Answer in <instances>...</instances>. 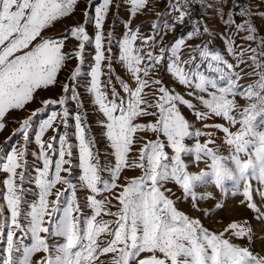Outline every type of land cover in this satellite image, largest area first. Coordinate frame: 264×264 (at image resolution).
Here are the masks:
<instances>
[{"label":"snow or ice","instance_id":"snow-or-ice-1","mask_svg":"<svg viewBox=\"0 0 264 264\" xmlns=\"http://www.w3.org/2000/svg\"><path fill=\"white\" fill-rule=\"evenodd\" d=\"M111 2L112 0H101L94 9L95 35L92 57L94 63L87 73L90 80L86 86L91 103L103 117L97 120V124L103 128V135L115 159L114 166L101 168L95 151V142L88 132L84 113L76 111L70 114L66 106L70 99L77 109L83 108L77 88L78 77L81 76V69L85 63V43L90 40L86 33V24L91 13L86 10L85 23L70 28L67 36L59 39L43 38L42 30L48 28L54 21L70 15L77 5V0H0V129L5 127L3 121L9 110L22 109L34 98L37 89L54 85L58 72L67 60L75 58L78 61L69 77L72 86L70 87L68 83L64 84L62 89L64 94L58 100L44 101L43 108L34 111L32 117L25 119L18 132L13 134L22 135L27 145L32 118L47 111L50 105L59 106V110L53 107L46 118L39 122L35 131L34 142L39 148V154L34 152L32 155L37 161L42 162V168L36 169V176L33 178L26 175L28 165L25 162L26 149L23 147L19 150L13 148L6 157V163L2 165V171L8 174L3 181L6 188L3 200L10 215L0 219V242H5L4 234L7 230L6 246H0V264H31L33 254L40 251L48 253L40 264L45 262L46 264H94L98 256L110 252L118 254L113 264H169V262L170 264H264V258L253 255L246 247L234 246L224 238V233L214 234L203 228L198 220L190 219L178 211L173 206V201L165 196L162 189L164 182L168 180L175 181L186 196L191 195L195 199L196 194L192 191L195 183L202 182L205 177L210 176L215 185L222 187L226 179L233 178L234 173L218 164L221 158L215 156L209 147V144L213 143L211 139L204 144L197 143L194 149L197 160L201 158V154L211 160V170L201 172L199 175H190L185 170L186 165L181 159V154L193 150L186 148L183 141L193 135L199 137L206 133L190 132L189 123L178 111L177 103L188 108L193 107L188 100L180 94H172L160 79H148L150 73L165 60L166 53H170L167 55V71L172 77L185 87L195 88L201 93L207 92L209 99L198 97L203 105L215 116H222L235 124L236 119L230 115L232 100L229 97L237 94L251 97L257 90H264V64L257 59L256 50H253L252 64L257 70L255 74L259 76V80L253 85L245 86V91L240 92L237 89L240 75L233 70V64L228 63L219 51L212 52L206 46H196L192 50L193 53L198 52L202 62L209 61L207 69L215 75L199 71V66L196 69L186 70L183 65L192 63L195 56L193 55L192 60H182L178 55L179 49L185 44L183 38L170 46L160 47L159 54L151 50L156 47L155 35L161 30L159 18L152 24L153 35L150 36L139 35V29L132 30L129 27L130 21L126 22V31L122 38L115 40L118 47V56L115 59L126 68L135 81V87L132 88L117 78L124 93L127 94V99L119 96L115 89L110 99L101 83V65L107 52L108 70L112 71L113 33L110 31L107 34L108 45L105 49L103 43L105 36L102 31ZM147 2L148 0H130V17H134L137 12L144 9ZM91 3L92 0L89 7ZM187 5L188 0H176L175 3L169 4V11L178 12L179 15L174 17L171 23L163 22L165 31L183 23L189 14ZM162 15L163 13L158 14V16ZM238 15L248 17L250 9L242 8ZM233 22V14L230 12L224 23L228 25ZM244 29L245 22H242L238 25V30ZM246 30L253 33L246 38L250 41L254 40L255 29L249 24ZM207 33L206 27L202 32L201 26L197 24L187 35L189 38H195ZM68 36L78 41V49L65 54L62 49ZM38 37H41L40 41L30 48ZM137 40L141 41L139 46ZM225 44L226 50L234 55L231 39L225 37ZM241 59L242 54L241 57H237V62H241ZM108 83H111V79ZM222 83L226 86H221ZM153 86H159L156 88L159 99L155 104L147 103L143 96L144 90ZM210 88L215 91L209 92ZM189 95L192 93L190 92ZM153 107L158 109V113L149 111ZM70 115L74 120V133L68 131L71 127ZM147 115H157L158 119L154 124L149 123L146 126L134 123L137 117ZM195 115L199 119H205L208 113L196 112ZM58 119L63 125V133L58 128H54ZM239 123L245 127L247 125L246 120H241ZM145 127L153 132H162L174 155L168 157L164 151L165 145L159 140L146 143L139 150V163L134 164L135 167L143 169V175L123 186L122 191L116 195L119 203L118 211L109 212L106 210L107 202L97 199L96 195L118 187L117 181L122 169L129 166L128 154L134 143V134L143 131ZM215 127L225 133L226 143L234 148L231 159L235 165L236 179L244 181L242 195L247 207L256 211L260 218L257 206L252 202L253 195L248 181L255 179L264 185V157L255 154L257 162L251 166L240 158L242 152L247 153L249 148L254 147L244 143L242 139L245 127H240L236 133L230 132L228 127L221 128L219 125ZM49 129H52L55 135L45 142L42 138ZM72 135L75 137V144L70 142ZM207 135L211 134L207 133ZM57 137L58 148L54 147ZM74 148L78 150V167L81 173L78 180L80 185L91 193L87 197L86 206L91 209L92 215L84 218L83 229L80 227V217L73 215L81 211L76 206L75 186L71 183L70 177L61 176L62 171L71 174L76 167L72 161ZM57 152L58 159L54 161V172H50L53 156ZM251 160L249 153L248 161ZM64 165H68V168H64ZM17 169L21 171L17 173ZM103 171L109 173L110 179L102 178L100 173ZM17 175L20 179L19 185L15 179ZM30 179H34L38 189V199L32 202L29 205L30 210L25 212L22 208L26 203L22 185L25 180ZM57 184L66 185L71 189L62 211L60 202L64 193H57V199L52 202L51 208L48 202V197ZM260 195L264 199V192ZM58 212H61V215L51 224L50 231L49 227L44 226L45 217L47 216L51 221ZM102 213L117 219L114 222L98 221L97 217ZM0 217H3L2 208H0ZM21 218L26 221L25 225L20 223ZM226 231L236 237L250 235L247 227L236 222H232ZM17 232L30 234L31 244L25 246L22 240L15 239ZM41 233L47 236L42 237ZM101 234L109 236L103 244L98 240ZM50 237H62L66 242L50 248L46 242ZM52 248L55 249L54 253ZM142 253L151 255L140 258ZM157 253L161 255L157 256Z\"/></svg>","mask_w":264,"mask_h":264},{"label":"rangeland","instance_id":"rangeland-1","mask_svg":"<svg viewBox=\"0 0 264 264\" xmlns=\"http://www.w3.org/2000/svg\"><path fill=\"white\" fill-rule=\"evenodd\" d=\"M189 1V0H188ZM176 0H148L147 5L144 9L137 12L134 17H130L131 4L130 0H112L111 2V15L107 27L104 28V33L106 34V40L108 45L107 34L111 31L113 33V61H112V71L108 70V59L107 52H105V60L103 63V74L102 81L104 83L103 88L107 92L109 98H112V91H115L119 96L127 99V94L124 93L119 80L124 83L129 84L130 87H135V81L132 79L131 75L127 72L126 68L118 62L115 57L118 56V47L115 44V40L122 38L125 27L114 24V20H121L123 22H129V27L132 30L139 29V35L150 36L153 35L152 24L157 22L158 18L161 21V30L155 35L156 47L151 49L155 54H159L160 47H166L172 45L175 41L180 38L185 40V44L181 46L178 51V55L182 60H192L193 55L195 60L190 64H184L183 67L187 69H196L199 66V71L207 72L208 75H215L207 69V64L209 61H201L198 52L193 53V48L196 46L204 47L206 46L210 51H219L223 55L224 59L233 64L234 71L240 75V79L237 80V89L240 92L245 91V86L253 85L259 80V76L256 75V69L252 64L253 50H256L257 59L261 64H264V0H199L202 8V19L201 22L197 21L192 15L187 5L188 16L181 24H177L174 28L167 31L163 28V22L167 21L171 23L174 17H178V12L169 11V4L175 3ZM250 9V15L248 17H242L238 15L242 8ZM233 14V23L226 25L224 20L227 19L229 13ZM163 13L162 16L158 14ZM245 22V29L238 30V25ZM199 24L201 26V31L206 27L208 29L207 34H202L199 37L189 38L188 33L193 30L194 25ZM251 25L255 29V39L248 40L246 37L250 34L246 29L247 25ZM225 37L230 38L233 42V54L226 50ZM141 44L140 40H137V45ZM148 50V49H146ZM161 65H158L150 76L149 80L160 79L162 84L166 86L172 94H180L184 99L188 100L189 103L193 105L192 108H188L186 105L177 103L178 111L189 123V131L195 133L200 131L206 133L199 137L193 135L190 138H185L183 141L184 145L188 149L193 151L182 153L181 159L185 163V170L190 175H199L201 172H209L211 160L201 154L199 160L196 159L195 145L197 143L204 144L209 139L213 143L209 144L215 156L220 159V163L224 167L234 173L232 179H226L222 187H218L212 181V178L205 177L204 181L197 182L194 184L192 191L196 194V198L193 199L191 195H185L183 189L175 183L173 180H168L164 182V187L162 191L165 192V196L173 201V206L183 214L187 215L190 219L198 220L201 226L214 234L224 233V238L228 239L230 243L237 247H246L249 251L260 258H264V199L261 198L260 193L264 192V185L260 184L255 179H250L248 181L250 189L253 195V203L256 204L258 213L247 207V202L245 201L242 192L244 181H237L235 175V165L232 162L231 156L234 152V148L228 145L225 141V133L220 130V128L215 127L219 125L222 127H228L230 132L236 133L239 131L240 127H245L240 125L239 121L246 120L247 125L245 127V132L242 134V139L244 143L254 145V147L249 148L247 153L242 152L240 158L243 162L247 163L249 160V153L251 157L254 158L257 145L255 143L256 134H264V90H257L251 97L247 95L237 94L236 96H230L229 99L232 100V111L230 115L236 119L237 123L232 124L228 120H225L222 116L217 117L211 113L201 102L198 97H203L204 99H209L207 92L201 93L195 88L185 87L177 80H175L172 75L167 71V55ZM241 62H237V57H241ZM111 79V83H108ZM78 82L80 84H86L84 77H78ZM221 86H226L221 84ZM159 86H153L152 88H146L143 92L144 99L147 103L155 104L159 99V93L156 88ZM86 86L82 85L78 89V93L81 97V103L83 104L82 111L84 113V118L86 119V114H92V108L90 110L89 106V95L86 92ZM215 91L214 89H209V92ZM192 95H189V93ZM258 97V98H257ZM74 107L76 105L74 104ZM89 107V108H88ZM77 109V108H76ZM89 109V110H88ZM152 113H158V109H149ZM196 112L208 113L205 119H199L195 115ZM158 119L157 115H147L142 117H137L134 123L147 125L149 123H155ZM41 121V119H40ZM39 121V122H40ZM22 121L19 117L15 119L14 123L10 124V129H15L18 131ZM36 125H31L29 131V142L25 145V141L20 135L16 144L14 146L16 149L25 148L26 156L25 162L28 165L26 175L29 177H35L37 172L33 168H42V162L37 161V159L32 155V153L39 154V148L34 142V137L32 131L36 128ZM54 128H58L61 133H63L64 128L60 123L59 119L55 122ZM70 130V129H68ZM210 133L211 135H207ZM55 133L52 129H49L42 138L43 141L48 142ZM48 137V139H47ZM45 138V139H44ZM73 138V137H72ZM264 136H261V139ZM134 143L128 154V165L124 167L119 175L116 187L113 190L103 191L101 194H97L96 198L107 202L106 210L109 212H116L119 208L118 200L116 195L122 191L123 186H126L132 179L139 178L143 175V169L135 167V163H139V150L144 147L149 141L159 140L165 145L164 151L168 157L174 155L172 149L167 144V138L162 132H153L147 129L143 131H138L134 134ZM264 140V139H262ZM95 151L98 154L99 165L101 168H106L108 166H114L115 159L111 154L112 150L108 145L106 138L103 136L100 139H95ZM22 145V146H21ZM54 147L58 148V137L57 141L54 142ZM35 150V151H34ZM6 155H0V208L3 209V219L8 217L10 214L7 211L6 203L3 200V196L6 193V188L3 184L4 179L7 178V173L2 171L3 163H6ZM55 159H58V152L54 155ZM68 159V157H65ZM72 161H77L76 155L72 156ZM171 162L170 160L168 161ZM54 163V162H53ZM77 166V165H76ZM64 168H68V165H64ZM76 169V167H74ZM77 168H79L77 166ZM21 170L17 169V173ZM74 171V172H73ZM70 173L66 171L61 172L62 177H70L71 183L75 186L76 195V206L81 210L80 212L73 213L74 216L80 217V227L84 228V218L90 217L92 215L91 209L86 206L87 197L91 194L90 190L86 187L80 185L78 176L80 172L73 170ZM50 172H54V164L50 169ZM103 179H110L109 173L103 171L100 173ZM250 175V173H249ZM16 183L20 184L19 175H17ZM238 184V187H237ZM102 186V185H101ZM24 191V203L22 205L23 210L26 212L29 209L30 202L33 201L32 197H38V189L36 188L34 179L25 180L22 185ZM57 193H64L65 199L71 193V189H68L66 185L57 184L52 189V194L48 197L49 207L51 208L52 202L57 199ZM63 196V197H64ZM219 205V207H217ZM62 211V209H61ZM61 214H56L51 221L49 218L45 217V225L49 227L51 231V224L55 223L59 219ZM117 218L114 216L104 215L103 213L97 217L98 221H115ZM232 222H236L244 225L250 230V235L245 237H236L230 232L226 231ZM20 223L22 225L26 224V221L21 218ZM6 232L5 231V242H0V246H6ZM83 234V233H81ZM41 236H47L45 233H41ZM15 239L22 240L25 246L31 244L30 234L25 235L22 232H17ZM109 239L107 234H101L98 240L103 244ZM50 248L53 245H60L66 241L62 237H50L46 240ZM79 250V249H76ZM53 253L55 249L52 248ZM75 251V250H74ZM48 255L44 251L34 253L31 257V264H40L44 261V258ZM117 253H106L98 256V259L94 264H113V260L117 257ZM150 253H142L140 258H147ZM161 254L157 253V256ZM54 258V257H53ZM46 264V262H45ZM170 264V262H169Z\"/></svg>","mask_w":264,"mask_h":264},{"label":"crops","instance_id":"crops-1","mask_svg":"<svg viewBox=\"0 0 264 264\" xmlns=\"http://www.w3.org/2000/svg\"><path fill=\"white\" fill-rule=\"evenodd\" d=\"M100 2H101V0H92L91 7H89L90 0H77V5L75 6L73 12L70 15H68L66 17H62V18L58 19L57 21H54L48 28L42 30V33H41V37H43V38L59 39V38L65 37V36H67L68 30L70 28L85 23L84 13L86 10L91 13L88 17V23L86 24V33L89 35L90 40L85 43V51H84L85 63L82 66V69H81L82 74L80 76V77H84L86 84H80V82H78L79 87L77 88V90L80 89V87L82 85L87 86V84L90 80V77L87 75V73L90 71V66L93 65V63H94V61L92 59V57L94 55V35H95L93 16H94L95 6ZM110 12H111V8L109 9V12L106 16L105 23H104L103 28H102L103 33H104V28L107 27V25L109 23V19H110V15H111ZM113 22L116 25H119V26L121 25V26L125 27V22H123L121 20L117 19V21L114 20ZM105 35L106 34L104 33V36ZM41 37H38L37 40L33 42V45L30 46V48L32 46H34L36 43H38L40 41ZM105 40H106V37L103 41L105 49H106L107 48V43H106L107 41H105ZM77 49H78V41H76L74 38L68 36V38L64 41V47H63L62 51L65 54H70ZM25 51H27V50H25ZM77 63H78V61L75 58L67 60L65 62L64 67L58 72L57 81L54 85H51L48 88L37 89L36 92L34 93V98L30 102H28L22 109H12L6 113V115L4 117V121H3L5 123V127L3 129H0V155H4V153H5V155L7 156L8 154H10L11 150L13 148H15L14 143L16 144V141H18V139L20 137V134L13 135L14 133H17L18 131H16L14 128L10 129V127H11L10 124L14 123L15 119L17 117H19V120H21L22 122L25 119L32 117V113L34 111H38L39 109L43 108L44 101H46V100H58L60 98V96L64 94L62 91L63 85L68 83L70 85V87L72 86V82H70L69 77L71 76V73L75 70ZM103 63H104V61L102 62V65H101L102 74H103V68H104ZM101 77H102V75H101ZM101 83L103 86L104 83H103L102 79H101ZM69 95H70V93H69ZM88 102H89L90 110L92 108V114H89V115L86 114L87 115L86 121L88 124V132L90 133L91 138L93 140L100 139L101 137L104 136L103 135L104 130L100 125L97 124V120L102 119L103 117L98 112L97 108L91 103L90 95H89ZM66 106L68 107L70 114H74L76 111H78V109H76V107H74V103L70 99H69ZM53 107H55L56 110H59L58 105H56V106L50 105L47 111H45L44 113L38 114L37 116L32 118V124L36 125L34 123H37V125H38L40 119L43 120L44 118H46V116L50 113V111L53 109ZM69 125H71V127L69 128L70 130H68V131L70 133H74V120L71 118V115L69 117ZM36 130H37V126L32 131L33 137L35 135ZM47 139H48V137H47ZM70 142L72 144L76 143L74 135H72L70 137ZM72 151H74V156L76 155V157H77V161H73V164L78 166V150L74 148ZM54 158L55 157H53V162H54ZM77 166H76V169L73 168V170L78 171L79 168H77ZM37 168H40V167H37ZM33 170L35 172L36 169L33 168ZM78 172H80V170ZM78 174H81V173H78ZM0 177H2L1 174H0ZM98 187H102V186L98 185ZM99 194H101V193H99ZM32 199H33L32 202H34L38 199V197H32ZM32 202H30V204ZM65 204H66V199L64 196L61 198V202H60L61 209L65 206ZM58 214H61V212H58L57 215Z\"/></svg>","mask_w":264,"mask_h":264},{"label":"clouds","instance_id":"clouds-1","mask_svg":"<svg viewBox=\"0 0 264 264\" xmlns=\"http://www.w3.org/2000/svg\"><path fill=\"white\" fill-rule=\"evenodd\" d=\"M261 136H264V134H256V139H255V143L257 145L256 156L264 157V140L261 139ZM256 162H257L256 157L252 158L251 161H248V163H250V166L251 164H254ZM218 164L222 165L220 161L218 162ZM222 167L225 168L224 165H222Z\"/></svg>","mask_w":264,"mask_h":264},{"label":"trees","instance_id":"trees-1","mask_svg":"<svg viewBox=\"0 0 264 264\" xmlns=\"http://www.w3.org/2000/svg\"><path fill=\"white\" fill-rule=\"evenodd\" d=\"M189 10L197 21L201 22L203 13L199 0H189L188 1Z\"/></svg>","mask_w":264,"mask_h":264}]
</instances>
